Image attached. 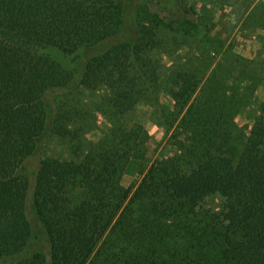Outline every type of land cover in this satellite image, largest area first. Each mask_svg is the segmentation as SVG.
Segmentation results:
<instances>
[{
  "label": "trees",
  "instance_id": "obj_1",
  "mask_svg": "<svg viewBox=\"0 0 264 264\" xmlns=\"http://www.w3.org/2000/svg\"><path fill=\"white\" fill-rule=\"evenodd\" d=\"M149 1L0 0V264H264V106L237 123L263 63L213 34L264 33V4L202 0L192 19ZM145 120L180 151L132 190L129 162L156 151Z\"/></svg>",
  "mask_w": 264,
  "mask_h": 264
},
{
  "label": "rangeland",
  "instance_id": "obj_2",
  "mask_svg": "<svg viewBox=\"0 0 264 264\" xmlns=\"http://www.w3.org/2000/svg\"><path fill=\"white\" fill-rule=\"evenodd\" d=\"M204 2H206L207 0H203ZM213 3L212 0H208V2ZM157 2L158 0H150L149 3L146 5V9H144V14H146L148 11H150L151 13H153L154 11H157ZM200 3H202V0H184V6L186 8V11L188 13L187 18H192L195 19V16L192 15V11L195 14H199V5ZM263 3L264 4V0H249V6L247 7V9H244L245 12V16L249 15V13L255 8V7H259L260 4ZM210 4V3H208ZM241 3L237 4V6H240ZM211 6V5H208ZM221 7L220 12L217 13L216 17L218 16H223L227 13V10L223 9L222 6ZM161 15H165L164 13H162L160 11ZM201 15V14H200ZM202 16V15H201ZM228 20V19H226ZM228 22V21H227ZM215 23V27L213 29V34L216 37L219 38H223L225 39V43H233V49L240 53L241 55L245 56V57H253L255 58L257 61L262 62L263 64L260 66L261 68V73H264V33H262V31H259L256 27L252 26V29H248V23H246V25H244V22L242 23L241 21L237 24V26L231 28L228 27V23H226V21H214ZM172 27L174 28V24L172 25ZM135 29L129 30L128 31V35L129 36H134L135 34ZM261 32V35L260 33ZM52 55H54L56 58L63 60L66 62V64L69 65V67L74 68L75 67V62H70L69 58L63 57L62 55H60L59 53L53 51V50H48ZM216 61V60H215ZM206 79V77L204 78ZM205 80H203L199 86L197 87L196 91L193 93V97L195 95H197L202 87V85L204 84ZM260 83H257V86H261V77H260ZM160 102L163 105H170L172 106L173 101L171 99V97L167 94H164L163 96H161L160 98ZM192 102V101H191ZM249 105L250 107V112L253 111V113H251L252 115L249 116L248 114L242 113L239 114L237 116V123L239 124V126L241 128L250 127L251 121L253 119L259 118L260 117V112L258 111V107H262L264 106V94L262 92H258V95L254 98L251 99L249 101ZM100 120H102V116L100 113L97 114V121L94 124V128H96V125L100 122ZM144 125L145 127L148 129L149 133L154 137V139L156 140V151H155V155L154 157L149 160L147 163L144 164H139L136 160H131L129 162V166H128V173L125 176V182L126 185H133L132 190L134 189V187L136 186V184L140 181V179L143 177L144 173L147 170V167L152 163V161L157 158V157H164V158H168L171 155H173L174 153L180 151L178 149V147H173L172 146V141L170 138V133H168L167 135L163 134L162 131V127H160L159 125H157V123L151 121V120H145L144 121ZM190 132L188 131L187 135H189ZM94 135L93 132H91L90 136ZM184 140H187L186 137ZM46 146H44L37 155L29 158L26 161V167H28L29 169H31L32 171L35 170L37 168V165L39 163L40 158L43 156L44 152L45 153H49V152H56L57 150H59V148L56 146V141H52L51 145L49 147H47L45 149ZM56 148V149H55ZM198 193H201L198 192ZM196 193H193V196H196ZM29 197H31V195H29ZM41 244L44 245V243L46 242L44 240V237L41 236ZM46 244V243H45ZM12 261V259H10Z\"/></svg>",
  "mask_w": 264,
  "mask_h": 264
}]
</instances>
